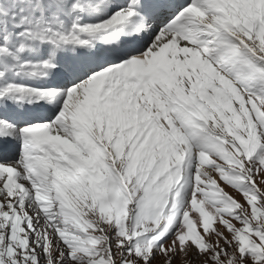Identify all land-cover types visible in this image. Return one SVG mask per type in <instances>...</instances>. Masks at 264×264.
Listing matches in <instances>:
<instances>
[{
    "label": "snow or ice",
    "instance_id": "obj_1",
    "mask_svg": "<svg viewBox=\"0 0 264 264\" xmlns=\"http://www.w3.org/2000/svg\"><path fill=\"white\" fill-rule=\"evenodd\" d=\"M264 264V0H0V264Z\"/></svg>",
    "mask_w": 264,
    "mask_h": 264
},
{
    "label": "rangeland",
    "instance_id": "obj_2",
    "mask_svg": "<svg viewBox=\"0 0 264 264\" xmlns=\"http://www.w3.org/2000/svg\"><path fill=\"white\" fill-rule=\"evenodd\" d=\"M177 264H178V262H177Z\"/></svg>",
    "mask_w": 264,
    "mask_h": 264
}]
</instances>
